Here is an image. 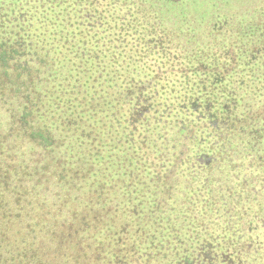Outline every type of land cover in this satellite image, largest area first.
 <instances>
[{
  "label": "trees",
  "instance_id": "obj_1",
  "mask_svg": "<svg viewBox=\"0 0 264 264\" xmlns=\"http://www.w3.org/2000/svg\"><path fill=\"white\" fill-rule=\"evenodd\" d=\"M185 1L202 15L206 0H0V43L21 71L18 89L0 77V264H171L174 237L236 236L191 226L203 199L187 176L221 140L203 129L250 131L264 6L240 25L215 12L201 44ZM213 44L235 62L216 80Z\"/></svg>",
  "mask_w": 264,
  "mask_h": 264
},
{
  "label": "flooded vegetation",
  "instance_id": "obj_2",
  "mask_svg": "<svg viewBox=\"0 0 264 264\" xmlns=\"http://www.w3.org/2000/svg\"><path fill=\"white\" fill-rule=\"evenodd\" d=\"M0 8L3 9L2 5ZM237 22L240 25V16ZM261 24L263 25L261 28L254 30L257 34L255 41L258 43L254 46L255 51L258 52L257 63L254 67L257 79L255 88L258 89L259 96L254 98L256 108L250 131L246 134L240 125L238 135L229 141L226 125L220 126V130L216 128V131H213L211 127L203 129L206 134L220 136L221 140L215 142V150L212 151L215 156L205 157L203 151L197 153L190 164L191 173L187 176V179L192 181L191 187L195 191L194 193L198 194L196 196L193 193L194 196L203 199L199 200L200 205L195 204L194 208L190 210L194 218L191 226L194 229L215 228L222 232L226 230L232 232L231 234L235 233L236 236H209L208 232L204 231L205 235L202 233L203 236L196 233L195 236L174 237L172 238L173 242H170L171 247L163 246L170 252L168 256L174 261L171 264H264V35L261 36L264 34V22ZM213 30L214 32L220 31L219 29ZM211 41L217 42V39L212 38ZM210 48L215 53H219V56L214 52L210 53L212 57L217 58L213 63L218 70L212 77L216 80L219 72L221 76H224L227 67H230L228 65H235V62L227 60L229 55L228 47L225 44H213ZM235 48L240 51V43ZM0 49H2L0 50V77L5 79L8 76L7 71H10V76L16 84L21 75L18 59L12 53L13 51H6L1 43ZM238 77L240 79V72H238ZM0 84H3L1 80ZM18 85L17 83V89ZM2 92L4 93V89ZM238 98H240V106L245 103L241 100V94ZM1 106L0 101V114ZM242 107H240V114L245 112ZM207 113L208 111H206L205 117H207ZM200 115L203 116V113L201 112ZM223 122L225 123V121ZM231 142H234L233 144L236 145L234 148L237 149V162L232 167V169H236L237 183L235 185L232 183L229 185V175L227 172H223V167L228 170L229 162L231 159L233 160L228 150V145ZM209 143L211 144V142L204 141L208 152L211 151ZM247 164H251V167L245 168ZM213 168L223 173L220 178L207 174ZM183 175L178 173L174 180L176 187L181 190L185 186V183L182 182ZM210 178L219 181L215 188L211 185L212 183H209ZM232 178L234 179V174ZM229 186L232 188L231 190ZM235 186L236 191H234Z\"/></svg>",
  "mask_w": 264,
  "mask_h": 264
},
{
  "label": "rangeland",
  "instance_id": "obj_3",
  "mask_svg": "<svg viewBox=\"0 0 264 264\" xmlns=\"http://www.w3.org/2000/svg\"><path fill=\"white\" fill-rule=\"evenodd\" d=\"M196 2L195 3L192 2L193 4H190V3L187 4L185 1V4H186L185 5L186 6L185 11L188 12L186 14L187 16L189 15V16H191V18L192 17L196 18L195 20H193V22H195V26L198 27L197 28L198 31L195 30L194 32H195L196 39L199 40V42L201 44H203L206 41H209V39H210V37H205V34H207V32L204 33L203 31L205 29H208L210 27V25H212V21H213L215 12L221 11L224 14L230 15V16L234 17V20L237 22V19L240 16L237 14L242 13L243 10L247 11L246 8L251 9V11L246 12V14L247 13L250 14L252 12V14L247 15V16H253V12L254 13L258 12L257 6H261V7L264 6V0H260V2H258L257 0H206V2L204 3L205 8L203 10V13H202V15H199L198 10L200 9L201 5H199ZM224 8H226V9H224ZM223 9H224V11H222ZM235 17H236V19H235ZM166 21L167 20H165V22ZM219 23H221V22H219ZM167 26L169 27V30L174 28L172 26L171 22ZM174 32H178V31L174 30ZM176 41L182 42L181 37L177 38ZM173 43H176V42L173 41Z\"/></svg>",
  "mask_w": 264,
  "mask_h": 264
}]
</instances>
